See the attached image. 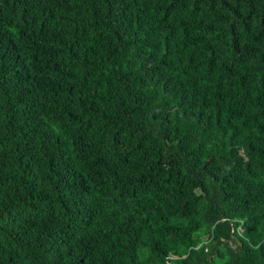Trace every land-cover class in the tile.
<instances>
[{
	"label": "trees",
	"instance_id": "1",
	"mask_svg": "<svg viewBox=\"0 0 264 264\" xmlns=\"http://www.w3.org/2000/svg\"><path fill=\"white\" fill-rule=\"evenodd\" d=\"M0 264H264V0H0Z\"/></svg>",
	"mask_w": 264,
	"mask_h": 264
}]
</instances>
